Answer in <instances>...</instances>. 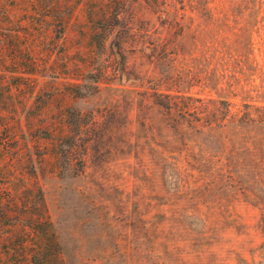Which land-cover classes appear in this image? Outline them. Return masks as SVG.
Listing matches in <instances>:
<instances>
[{
	"label": "rangeland",
	"instance_id": "obj_1",
	"mask_svg": "<svg viewBox=\"0 0 264 264\" xmlns=\"http://www.w3.org/2000/svg\"><path fill=\"white\" fill-rule=\"evenodd\" d=\"M157 88L264 105V0H0L1 196L40 188L65 264H264V183L155 145Z\"/></svg>",
	"mask_w": 264,
	"mask_h": 264
},
{
	"label": "trees",
	"instance_id": "obj_2",
	"mask_svg": "<svg viewBox=\"0 0 264 264\" xmlns=\"http://www.w3.org/2000/svg\"><path fill=\"white\" fill-rule=\"evenodd\" d=\"M154 97L162 128L156 126L154 143L171 158L184 156L206 182L264 183V105L196 97L157 88L140 93ZM144 130L146 119L141 120ZM162 130L164 134L162 135ZM186 130L199 137L189 138ZM194 162V163H192ZM7 196L0 185V264H65V256L38 186L28 194L22 177L11 170Z\"/></svg>",
	"mask_w": 264,
	"mask_h": 264
}]
</instances>
